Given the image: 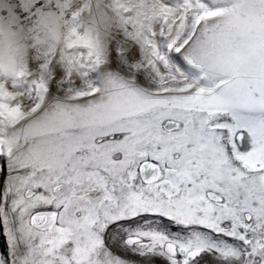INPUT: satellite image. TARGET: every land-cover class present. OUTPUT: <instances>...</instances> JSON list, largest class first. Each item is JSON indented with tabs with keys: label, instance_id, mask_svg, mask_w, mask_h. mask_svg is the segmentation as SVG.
I'll list each match as a JSON object with an SVG mask.
<instances>
[{
	"label": "snow or ice",
	"instance_id": "6c2138e0",
	"mask_svg": "<svg viewBox=\"0 0 264 264\" xmlns=\"http://www.w3.org/2000/svg\"><path fill=\"white\" fill-rule=\"evenodd\" d=\"M0 264H264V0H0Z\"/></svg>",
	"mask_w": 264,
	"mask_h": 264
}]
</instances>
